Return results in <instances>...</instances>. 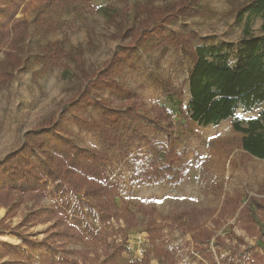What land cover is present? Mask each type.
<instances>
[{
  "label": "rangeland",
  "instance_id": "rangeland-1",
  "mask_svg": "<svg viewBox=\"0 0 264 264\" xmlns=\"http://www.w3.org/2000/svg\"><path fill=\"white\" fill-rule=\"evenodd\" d=\"M77 1L79 10L75 11L72 4L70 9L47 17H41V12L50 0H28L18 8L14 21L22 37L16 40V34L13 40L12 34L0 51V65L7 51L14 58L18 51L22 58L13 79L0 84V161L23 146L27 131L57 123L63 109L85 94L112 108L125 105L106 86L93 87L100 73L111 65L114 54L125 46L135 47V61L134 65L114 68L117 82L137 93L151 116L168 108L173 122L167 127L157 123L150 127L141 120L135 127H140L145 141L131 138L124 155L119 150H108L109 177L122 190L117 202L126 217L105 223L109 235L106 240L95 239L86 219L73 210L63 216V209L57 207L66 206L68 194H62L50 180L44 186L48 190L46 197L15 191L6 204L0 203V264H68L61 249L47 250L41 244L44 238L56 239L61 222L86 232L88 239L69 243L70 248L81 252L77 256L79 264H104L105 251L116 248L112 244L125 248L116 264L144 256L150 257L151 264H168L155 253L146 230L149 222L159 228L158 243L170 252L175 264H209L193 248L191 235L199 225L213 230L215 236L208 248L217 260L220 253L229 260L235 249L241 251L239 256L245 254L235 263L219 264H264V211L252 203L254 198L264 202V158L246 152L242 147L244 134L234 128L235 121L245 123L258 116L264 103L252 109L240 106L233 117L218 124L202 125L189 115L185 118L181 112L189 108L187 76L191 62L171 37L195 31L202 43L220 47L228 54V61L234 63L236 45L244 36L246 23L252 35H259L264 18L247 14L243 21L239 20V10L251 0ZM145 18L149 19L147 29L168 23L162 28L169 33L146 37L144 47H140L145 32L140 23ZM164 47L168 49L166 54H162ZM42 48L49 49V57L52 52H57L58 57H52L48 64L37 62ZM30 60L36 63L27 67ZM80 114L88 122L101 120V111L94 105L81 109ZM68 116L64 123L76 144L104 153L107 143L100 131L78 121L72 113ZM161 147H173L175 156L182 158L183 178L177 184L168 180L139 182L142 170L161 159ZM36 159L42 165L45 158L38 152ZM73 197L70 196L71 204ZM249 206L252 210L247 211ZM85 212H90L88 207ZM92 216L87 218L92 220L97 234L103 227ZM250 216L255 224L247 229ZM217 236L222 238L219 248ZM239 236L243 242L237 239ZM251 253L256 254L254 258Z\"/></svg>",
  "mask_w": 264,
  "mask_h": 264
},
{
  "label": "trees",
  "instance_id": "trees-1",
  "mask_svg": "<svg viewBox=\"0 0 264 264\" xmlns=\"http://www.w3.org/2000/svg\"><path fill=\"white\" fill-rule=\"evenodd\" d=\"M27 1L0 0V51L7 45L12 34H14L13 38L17 34L16 40L22 37L18 32L20 30L18 24L14 20L18 8ZM77 3V0H50L47 8L41 12V17H47L54 12L62 13L61 11L70 9L72 4L77 11L79 10ZM247 14L264 18V0H251L243 5L239 10V20L243 21ZM41 21L45 22L44 18H41ZM148 21L149 19L140 23L143 24L141 27L145 31L140 38V47H144L142 42L146 37L153 38L155 34L169 33L166 28H162L168 23H157L153 29L149 30L147 29ZM126 34L125 32L123 35ZM171 37L177 42V46L182 47L191 62L187 76L190 92L189 108L184 114L180 110L185 118L189 115L192 120L202 125L218 124L233 117L240 106L252 109L264 103V21L259 35H252L250 24L246 23L244 36L236 45V61L234 63L228 61V54L224 53L220 47L202 43L195 31L183 32L178 36L171 34ZM165 47L162 54L168 52ZM134 48L125 46L121 52L114 54L111 65L100 73L96 83L93 84L95 88L106 86L107 89H111L110 91L118 95L120 102L126 104L122 107L112 108L102 104L98 99L96 101L90 99L89 95L85 94L80 100L74 101L73 104L63 109L62 118L57 123L27 131L23 146L12 151L0 161V203L6 204L15 191L33 192L46 197L48 190L44 186L51 180L62 194H68L66 206L57 207L63 209L64 217L68 216V211L71 209L77 216L81 215L84 220L86 219L95 239L106 240L109 237L105 230V226H107L105 223L111 222L112 219L120 220L121 217L126 216L120 213L117 202L122 190L118 183L111 181L109 177L108 150H119L124 155L128 153L131 138L145 141V136L140 134V127H135L141 123V120H143V124L150 125V127L156 123L167 127L173 122V114L168 108L163 107L155 117L151 116L149 110L143 108V102L139 101L137 93L117 82V72H114V68L120 69L121 65H134ZM58 51L61 52V48ZM18 54L17 51L14 58L11 51L6 52L7 58L0 65L1 85L9 83L14 77L16 67L21 65L22 58ZM52 54L53 59L58 57L57 52H52ZM48 55L49 49L42 48V54L37 56L36 61L46 64L52 62V57ZM44 60L49 62H44ZM35 63L30 60L26 66L32 67ZM181 95L184 94L181 93ZM91 105L100 109L101 120L88 122L85 118L80 117L81 109L84 110ZM69 113H72L75 118H79L78 121L82 120L86 126L94 127L100 131L103 140L107 143L104 153L91 151L76 144L75 139L65 126L67 122L64 123L69 120ZM234 128L244 134L243 149L252 156L264 158V108L258 116L248 119L245 123L235 121ZM128 135H130L129 138ZM159 151L162 153L161 159L155 160L142 170L138 176L139 182L156 183L168 180L173 184L179 183L184 174L182 158L178 155L175 156L173 147L170 149L161 147ZM38 152L45 158L42 165L36 159ZM71 195L74 196L72 204L70 202ZM252 203L264 211V202L254 198ZM87 207L89 213L85 212ZM246 209L247 211L252 210V206ZM126 210L130 212L128 207ZM51 213L56 215L55 210H52ZM89 214H93L92 217L99 220L103 227L97 234L94 232L93 222L91 224L92 220L87 218ZM249 218L247 229L255 224L254 219L251 216ZM24 220H28V216ZM196 228L199 230L191 235L193 248L207 259L209 264L226 263L227 261L235 263L238 258L244 257V253L239 256L241 251L235 249L231 251L229 260L221 253L217 260L208 248L211 239L215 236L213 230L200 225ZM146 230L149 233L150 241L154 243L155 253L162 256L168 264H175L170 252L158 243V238L161 236L158 232L159 228L153 222H149ZM123 236L125 240L128 239L126 233ZM86 238L85 230L61 222V229L57 232L56 239L50 241L44 238L41 240V244L47 250L50 248L53 251L61 249L68 264H79L77 256L81 252L70 248L69 243L83 241ZM221 239L220 236L215 239L218 248L221 246L219 245ZM237 239L240 242L244 241L241 236ZM112 246L116 248L105 251L104 264H116L118 257L125 250L121 244H112ZM250 255L254 258L256 254L251 253ZM127 264H151V259L144 256L142 259Z\"/></svg>",
  "mask_w": 264,
  "mask_h": 264
}]
</instances>
